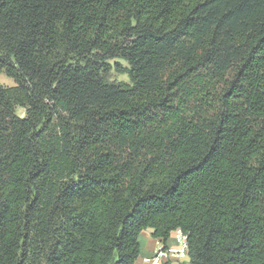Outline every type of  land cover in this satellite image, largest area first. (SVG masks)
I'll return each instance as SVG.
<instances>
[{"label":"trees","instance_id":"16d2710c","mask_svg":"<svg viewBox=\"0 0 264 264\" xmlns=\"http://www.w3.org/2000/svg\"><path fill=\"white\" fill-rule=\"evenodd\" d=\"M0 70V264H264V0H0Z\"/></svg>","mask_w":264,"mask_h":264},{"label":"built area","instance_id":"2783aa9c","mask_svg":"<svg viewBox=\"0 0 264 264\" xmlns=\"http://www.w3.org/2000/svg\"><path fill=\"white\" fill-rule=\"evenodd\" d=\"M172 240L168 246L160 243L153 255L143 257V264H165L167 261L173 264H189L188 235L178 228L173 231Z\"/></svg>","mask_w":264,"mask_h":264},{"label":"crops","instance_id":"0c3cea01","mask_svg":"<svg viewBox=\"0 0 264 264\" xmlns=\"http://www.w3.org/2000/svg\"><path fill=\"white\" fill-rule=\"evenodd\" d=\"M152 232V228H146L141 232L139 236L141 253L137 264H143L142 258L145 256L153 255L159 247V244L162 243L160 239L153 237Z\"/></svg>","mask_w":264,"mask_h":264},{"label":"rangeland","instance_id":"374dc122","mask_svg":"<svg viewBox=\"0 0 264 264\" xmlns=\"http://www.w3.org/2000/svg\"><path fill=\"white\" fill-rule=\"evenodd\" d=\"M116 60H120V59H116ZM122 61L125 65H127V62L124 60H120ZM0 78L1 81L4 85H13L15 84L14 80L12 78H9L3 71L0 70ZM111 79L112 80H116V81H125V82H129V76L127 74H122L117 72L116 70H113V72L111 73ZM18 114L21 116L25 115V110L23 108H18Z\"/></svg>","mask_w":264,"mask_h":264}]
</instances>
